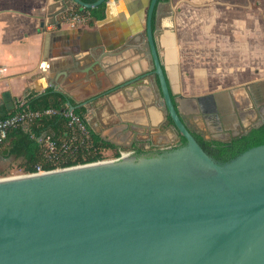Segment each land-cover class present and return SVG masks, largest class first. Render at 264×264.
<instances>
[{
  "label": "water",
  "instance_id": "water-1",
  "mask_svg": "<svg viewBox=\"0 0 264 264\" xmlns=\"http://www.w3.org/2000/svg\"><path fill=\"white\" fill-rule=\"evenodd\" d=\"M106 1L69 0L51 24ZM157 3L146 32L153 73L185 145L0 178V264H264V144L225 162L203 149L171 92ZM262 86L248 89L257 98Z\"/></svg>",
  "mask_w": 264,
  "mask_h": 264
},
{
  "label": "crops",
  "instance_id": "crops-1",
  "mask_svg": "<svg viewBox=\"0 0 264 264\" xmlns=\"http://www.w3.org/2000/svg\"><path fill=\"white\" fill-rule=\"evenodd\" d=\"M68 3L0 0V117L11 114L20 100L53 91L84 108L89 126L121 148L175 142L177 131L162 110L147 39L151 0H107L101 20L90 24L89 13L76 12L87 21L72 26L75 6L51 24ZM238 22H232L233 32ZM219 23V0H158L153 12L157 45L180 113L188 122L199 115L200 129L210 133L245 128L255 117L249 84L224 78L219 83V46L224 48ZM260 89L264 92V86ZM205 101L210 112H203ZM11 159L0 155V173Z\"/></svg>",
  "mask_w": 264,
  "mask_h": 264
},
{
  "label": "trees",
  "instance_id": "trees-1",
  "mask_svg": "<svg viewBox=\"0 0 264 264\" xmlns=\"http://www.w3.org/2000/svg\"><path fill=\"white\" fill-rule=\"evenodd\" d=\"M88 1L91 4L98 0ZM81 11L90 14L89 23L91 24L102 19L105 9L104 4H101L93 9L85 10L76 6L73 10L74 13ZM28 105L34 111L55 109L57 114L43 115L28 126H20L9 132V136L2 147L1 155L5 158L13 157L19 160V167L23 174L35 173L37 167H41L44 171H52L120 156L121 147L104 139L89 126L85 118L86 110L84 108H76L74 112L84 120L88 130L87 136L81 135L69 126L68 119L62 113L74 104L65 94L48 91L37 97H29ZM168 120L170 124H173L169 115ZM45 136H49L55 142L54 151L49 152L46 149L44 141H42ZM195 137L203 149L211 155V152H208L210 144L204 140L202 135L198 134ZM181 141L185 145L186 139L183 136H181ZM262 144H264V124L259 128H253L246 135L238 136L230 144L219 142L216 157L225 162L247 149ZM109 151L112 152L111 156L107 154ZM51 155L55 156L56 159L50 157Z\"/></svg>",
  "mask_w": 264,
  "mask_h": 264
},
{
  "label": "rangeland",
  "instance_id": "rangeland-1",
  "mask_svg": "<svg viewBox=\"0 0 264 264\" xmlns=\"http://www.w3.org/2000/svg\"><path fill=\"white\" fill-rule=\"evenodd\" d=\"M235 21L239 27L233 32ZM219 22V45L224 46H219V83L221 78L233 84L264 82V0H219ZM19 166L11 159L0 178L21 175Z\"/></svg>",
  "mask_w": 264,
  "mask_h": 264
},
{
  "label": "built area",
  "instance_id": "built-area-1",
  "mask_svg": "<svg viewBox=\"0 0 264 264\" xmlns=\"http://www.w3.org/2000/svg\"><path fill=\"white\" fill-rule=\"evenodd\" d=\"M69 20L71 21L72 26H76L78 24L87 21V18L85 16L74 13L69 16ZM54 114H57V111L55 109H48L45 111L31 110L28 105V99L20 100L19 102H17L15 104L14 111L11 114H9L6 117H0V155H1L2 147L4 146L9 136V132L11 130L20 126L26 127L30 123H32L35 119L43 115H54ZM62 114L64 115V117L68 119L69 122L68 124L71 128L75 129L81 135L85 137L87 136L88 130L86 124L78 114H76L74 111H72L69 108L64 110ZM42 141H44L45 147L49 152L55 150L56 144L51 140L49 136H45L44 138H42ZM119 151H120V156L118 157V159H120L126 153L136 152L135 149H131V148L128 149L120 148ZM50 157L54 158L55 156L51 155ZM58 169H63V168H58ZM44 172L47 171H44L41 167H37V171L31 174H37V173L40 174Z\"/></svg>",
  "mask_w": 264,
  "mask_h": 264
},
{
  "label": "flooded vegetation",
  "instance_id": "flooded-vegetation-1",
  "mask_svg": "<svg viewBox=\"0 0 264 264\" xmlns=\"http://www.w3.org/2000/svg\"><path fill=\"white\" fill-rule=\"evenodd\" d=\"M250 99H251V108L250 110H252V113L254 111L255 113V117L254 120L250 122V125L242 128L241 126H239L237 128V130H231L229 132H216V133H210V132H205L203 130L200 129L197 120H195L196 117H198L199 115H191V119H190V125L192 127L191 132L193 133V135H202V137L204 138V140L206 142H208L210 144V146H208V152L211 154V156L218 161L219 160L216 157L217 151V144L220 143H224V144H230L233 142V140L235 138H237L238 136H242V135H246L248 134L253 128H259L264 124V92H262V89H260L259 94L256 97H254V95H250ZM209 102H204L203 103V112H210L211 111V106L208 105ZM212 109L214 111V113H218L217 109L215 106H212ZM201 115H203V113H200ZM204 116V115H203ZM210 117H214V114L210 115ZM169 122V120L167 121ZM170 124V123H169ZM196 138V137H195ZM183 146L182 141H181V135L178 134L177 132V140H175V142H173L170 145H164V146H159V147H155V146H144L142 144H138L137 147H135V151L136 153H140V154H147V155H155L158 153H163L165 151H169L175 148H179ZM123 148V147H122Z\"/></svg>",
  "mask_w": 264,
  "mask_h": 264
}]
</instances>
